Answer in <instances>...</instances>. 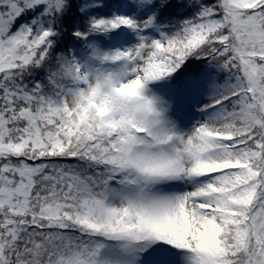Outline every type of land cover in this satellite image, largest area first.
I'll return each instance as SVG.
<instances>
[{"label":"snow or ice","instance_id":"6c2138e0","mask_svg":"<svg viewBox=\"0 0 264 264\" xmlns=\"http://www.w3.org/2000/svg\"><path fill=\"white\" fill-rule=\"evenodd\" d=\"M0 264H264V0H0Z\"/></svg>","mask_w":264,"mask_h":264},{"label":"rangeland","instance_id":"374dc122","mask_svg":"<svg viewBox=\"0 0 264 264\" xmlns=\"http://www.w3.org/2000/svg\"><path fill=\"white\" fill-rule=\"evenodd\" d=\"M193 118L195 119V118H198L197 117V113L195 112V113H193Z\"/></svg>","mask_w":264,"mask_h":264}]
</instances>
